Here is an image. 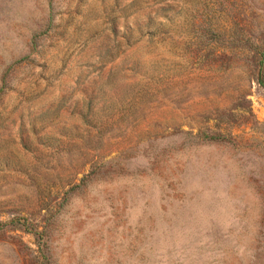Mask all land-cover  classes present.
<instances>
[{
	"label": "rangeland",
	"instance_id": "obj_1",
	"mask_svg": "<svg viewBox=\"0 0 264 264\" xmlns=\"http://www.w3.org/2000/svg\"><path fill=\"white\" fill-rule=\"evenodd\" d=\"M258 80L264 0H0V264H264Z\"/></svg>",
	"mask_w": 264,
	"mask_h": 264
},
{
	"label": "trees",
	"instance_id": "obj_2",
	"mask_svg": "<svg viewBox=\"0 0 264 264\" xmlns=\"http://www.w3.org/2000/svg\"><path fill=\"white\" fill-rule=\"evenodd\" d=\"M261 65H262V61H259L258 66L261 67ZM259 72H260V68H259ZM258 84L264 88V81L263 80H258Z\"/></svg>",
	"mask_w": 264,
	"mask_h": 264
}]
</instances>
